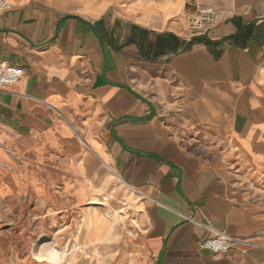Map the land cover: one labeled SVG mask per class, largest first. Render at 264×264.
I'll list each match as a JSON object with an SVG mask.
<instances>
[{
	"label": "crops",
	"instance_id": "1",
	"mask_svg": "<svg viewBox=\"0 0 264 264\" xmlns=\"http://www.w3.org/2000/svg\"><path fill=\"white\" fill-rule=\"evenodd\" d=\"M8 1L0 192L46 213L122 183L150 264H264V0ZM197 5L219 17L193 35ZM215 230L227 254L198 247Z\"/></svg>",
	"mask_w": 264,
	"mask_h": 264
},
{
	"label": "rangeland",
	"instance_id": "2",
	"mask_svg": "<svg viewBox=\"0 0 264 264\" xmlns=\"http://www.w3.org/2000/svg\"><path fill=\"white\" fill-rule=\"evenodd\" d=\"M101 196L44 213L29 190L0 192V264H150L138 197L122 183Z\"/></svg>",
	"mask_w": 264,
	"mask_h": 264
},
{
	"label": "built area",
	"instance_id": "3",
	"mask_svg": "<svg viewBox=\"0 0 264 264\" xmlns=\"http://www.w3.org/2000/svg\"><path fill=\"white\" fill-rule=\"evenodd\" d=\"M12 8L8 0H0V17ZM219 14L216 9L208 6L197 5L185 13L184 19L191 34H203L210 32L218 21ZM191 40V38H190ZM25 70L22 67L10 64L6 61L0 63V89L17 84L24 77ZM214 235L199 241L200 249L209 250L212 253L227 254L237 242L236 238L226 231L215 230Z\"/></svg>",
	"mask_w": 264,
	"mask_h": 264
},
{
	"label": "bare ground",
	"instance_id": "4",
	"mask_svg": "<svg viewBox=\"0 0 264 264\" xmlns=\"http://www.w3.org/2000/svg\"><path fill=\"white\" fill-rule=\"evenodd\" d=\"M109 211H110V210H109ZM110 213H111V212H110ZM110 213H109V214H110ZM118 213L120 214L121 212H120V211H118ZM111 216H112V215H111ZM116 216H117V215H116ZM119 217H120V216H119ZM119 217H118V218H119Z\"/></svg>",
	"mask_w": 264,
	"mask_h": 264
}]
</instances>
